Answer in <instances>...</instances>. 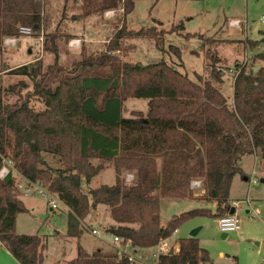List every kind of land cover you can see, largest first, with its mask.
Returning <instances> with one entry per match:
<instances>
[{"label": "trees", "instance_id": "1", "mask_svg": "<svg viewBox=\"0 0 264 264\" xmlns=\"http://www.w3.org/2000/svg\"><path fill=\"white\" fill-rule=\"evenodd\" d=\"M122 6L121 0H104L99 10ZM134 8L127 0L124 15ZM42 15L43 0H0V52L6 38L21 37L20 27L40 33ZM145 31H129L125 22L106 52L83 58L71 69L59 65L57 47L45 49L55 55L54 64L44 67L37 61L13 71L33 82L24 100L21 94L29 88L24 81L4 88L0 77V170L3 159H11L23 177L56 194L69 210V238L79 240L86 218L104 206L111 220L108 232L123 245L130 241L132 248H155L187 221L213 216L197 208L163 223L161 199L217 203L218 218L231 210L229 195L234 178L242 175L241 159L254 153L264 159V51L253 56L252 63L263 64L257 72L238 67L229 104L210 82H195L163 60L130 65L111 55L120 52L124 39ZM262 44L264 37L249 46L255 50ZM207 46L216 61L218 49L212 53ZM171 48L181 58V51ZM221 74L213 73L217 79ZM15 96L18 101L8 100ZM32 96L42 110L29 105ZM131 98L148 100L146 115L124 117ZM43 153L59 157L66 168H49ZM95 160L112 164L116 182L86 193L84 185L104 169ZM128 172L136 176L131 184L122 179ZM196 180H203L200 199L192 189ZM14 184L12 175L0 179V242L20 264H44V240L16 233L19 214L29 211ZM179 248L161 256L160 264H211L197 238L179 240ZM67 264L132 263L118 253L89 254L78 246L77 257Z\"/></svg>", "mask_w": 264, "mask_h": 264}, {"label": "rangeland", "instance_id": "2", "mask_svg": "<svg viewBox=\"0 0 264 264\" xmlns=\"http://www.w3.org/2000/svg\"><path fill=\"white\" fill-rule=\"evenodd\" d=\"M132 1L135 4L134 11L126 17L120 12L121 7L100 11L99 6L104 0H43L44 24L41 32L30 37H15L18 41L16 46L5 47L4 42L2 44L0 77L3 87L9 88L24 81L29 87L21 94L24 100L26 95L31 93L29 90L32 91L33 82L29 78L14 75L13 71L25 66L21 65L25 60L34 58L41 61L44 67L52 65L55 63V55L45 49L57 47L59 65L71 69L83 58L96 57L106 52L115 33L125 22L129 31L139 32L144 29L150 32L145 31L147 36L145 33L124 39L120 52L111 55L130 65H149L163 60L195 82L201 84L210 82L229 104L233 102V85L239 70L237 67H240L236 65L248 64L249 71L251 67L262 65L260 62L251 63L252 53L255 54L256 51L250 49L249 43L263 38L264 25L260 19L264 15V0ZM109 10H116V16L112 19L104 17ZM231 21H240L243 30L231 27ZM75 39L82 41L81 48L69 47L70 40ZM205 42L208 44L207 49L210 48L212 53L218 49L215 54L216 61L205 50ZM171 47L181 51V58ZM261 48L262 46H259L256 49ZM218 71H222L221 79L214 78L213 73ZM18 98L15 96L8 100L14 103ZM29 105L36 110L43 109V105L34 96L30 98ZM147 112V99L131 98L125 103V118L135 117L138 113L146 115ZM42 158L46 165L55 171L66 168L59 157L43 153ZM93 163L103 165L104 169L92 181L96 180L101 186L115 185L116 173L112 164L98 160ZM254 164V159L250 158L244 165L249 173L247 187H251L248 198L258 203L259 208H253L250 215L253 218L244 211L239 213L241 217L239 235L231 233L225 238L212 212V217H196L181 225L173 242L190 238L193 232L201 228L196 238L201 240V247L208 251L211 264H264V184L261 183L264 172L262 177L257 172L260 168ZM128 175L133 177L132 182L127 181ZM122 179L127 184L133 183V172L124 173ZM192 183L195 197L202 198L205 194L203 180ZM87 187L89 185L83 187L86 193L90 190ZM236 191V197L243 198L241 200L246 198L247 192L245 196H241V192ZM22 201L29 212L19 214L16 233L39 236L44 240L45 264L58 262L67 264L77 257L78 246L90 254L98 250L106 254L118 253L120 245L113 242L108 232L111 226L108 208L97 206L92 211L84 221V233L78 240L67 237L69 210L64 204L59 205L58 210L52 211L44 195L39 194L23 198ZM199 207L200 205L194 202L165 201L161 209V218L165 223L174 216ZM93 230L101 232V238L94 236ZM138 253L133 255L137 260L131 262L132 264L153 263L152 254L155 253V249L140 250ZM220 253L224 254L223 258ZM0 264L20 263L7 250L0 247Z\"/></svg>", "mask_w": 264, "mask_h": 264}, {"label": "built area", "instance_id": "3", "mask_svg": "<svg viewBox=\"0 0 264 264\" xmlns=\"http://www.w3.org/2000/svg\"><path fill=\"white\" fill-rule=\"evenodd\" d=\"M122 1V0H121ZM124 4L125 0H123V6L120 8V12L125 13L124 10ZM116 16V10H109L105 13V18L112 19ZM260 22L264 25V15L261 17ZM231 27H241L240 21H231L230 23ZM36 32L29 27H20L19 28V34L20 36H26L30 37L34 35ZM40 40H43L40 38ZM17 40L15 38H7L4 40L5 47H11L17 45ZM82 41L79 39L70 40L69 47L71 49H79L81 48ZM13 176L15 180L14 189L17 192L18 196L20 198H30L33 196L38 195H44L45 199L49 202V206L52 211L58 210L59 205L63 204L59 197L56 194L51 193L46 188H44L40 183H33L27 178L23 177L14 166V162L11 159L4 158L3 159V165L0 170V179L4 180L9 176ZM127 181L132 182L133 177L131 175H128ZM192 186L194 187V184L192 183ZM234 206L237 207V204L234 203ZM217 224L218 228L223 235H229L231 233H238L241 231V218L238 215L237 212L234 214L227 213L223 216H220L217 218ZM93 235L101 238V232L98 230H93ZM112 240L114 243L120 245L118 255L119 256H127L129 258L130 262H134L137 260L133 255L130 254L132 244L130 241H127L125 245H123L124 240L113 236ZM171 239L163 240L161 241L156 247H155V253L153 255V263L152 264H160V258L161 256L169 255L171 251H174V248L171 244ZM124 247V248H123ZM147 264V263H145Z\"/></svg>", "mask_w": 264, "mask_h": 264}, {"label": "crops", "instance_id": "4", "mask_svg": "<svg viewBox=\"0 0 264 264\" xmlns=\"http://www.w3.org/2000/svg\"><path fill=\"white\" fill-rule=\"evenodd\" d=\"M234 28H236V27H234ZM237 30H240V31H242L243 29H242V27H237L236 28ZM263 37H264V35H263ZM7 39V38H6ZM263 39V38H262ZM261 39V40H262ZM262 46V48H261V50H259V49H255V50H253V51H256V53L255 54H257V53H259V52H262V51H264V44H262L261 45ZM252 51V52H253ZM29 53H31V51H29ZM255 54H253L252 53V55L254 56ZM35 61H37L36 59L34 60V58H30V59H28V60H25L24 62H23V64H21V65H28V64H31V63H34ZM252 63V62H251ZM262 64V63H261ZM248 64H244V66H246V67H248L247 66ZM237 66H241V63H238L237 65H236V67ZM263 66V64L261 65V66H259V67H257V66H255V67H251V69L254 71V72H257L259 69H260V67H262ZM243 67V66H242ZM238 68V67H237ZM248 70V69H247ZM249 71V70H248ZM238 73H237V76H238V74H239V72H240V69L237 71ZM234 74V73H233ZM236 76V77H237ZM236 77H235V79H236ZM234 82H235V80H234ZM233 94H234V85H233ZM234 96V95H233ZM233 103V102H232ZM250 158H253L254 159V162H255V167L258 165V168H260L257 172L258 173H260V175L263 177V175H262V173L264 172V159L261 157V155L259 154V153H254V154H249V155H245L242 159H241V162H240V167H241V169H242V175H237L235 178H234V180H233V183H232V186H231V190H230V195H229V201H228V204H229V206L231 207V209H235V211L238 213V215H239V213L241 212V211H244L245 212V214H247V215H249V217H250V215H252L251 214V212L253 211V208H259V206H257V205H259L258 203H254V202H252V200H250V198H248L249 196V194H250V192H251V187L250 186H248L247 187V183H248V181H249V173L246 171V165H244L245 164V162H246V160L247 159H249L250 160ZM133 176H134V181H135V174L133 173ZM261 183L262 184H264V179H262L261 180ZM89 185V187H87V188H89L90 190H94L93 188H95V189H98V188H100L101 187V185H98L97 183H96V180L94 181H91V183H89V184H85L84 185V187L86 188V186H88ZM95 186V187H94ZM236 190H239L240 192H241V196L243 195V196H245L244 194L247 192V195L245 196L246 198L244 199V200H241V199H243V198H240V197H236ZM179 202V201H181V200H171V199H161V209H162V206H163V204H164V202ZM197 201V200H196ZM196 201H188V202H191V203H196L197 205H200V207L199 208H202V209H209L211 212H214V215H216V213H218V205H217V203H214V204H204V202L203 203H198V202H196ZM234 203H236L237 204V207H235L234 206ZM99 207V206H98ZM195 209H197V208H195ZM231 211V210H230ZM188 212V211H187ZM181 214H183V213H181ZM180 214V215H181ZM180 215H177V216H180ZM240 216V215H239ZM241 218V217H240ZM250 218H253V217H250ZM164 223V222H163ZM200 230H201V228L198 230V233H197V238H198V234H199V232H200ZM178 231L179 230H177L176 231V233L174 234V236H173V238L170 240L171 241V244H172V247L174 248V254L175 253H178L179 252V250H180V248H179V242H173L174 241V237L176 236V234H178ZM241 233V231L240 232H238V233H236V234H240ZM111 235V234H110ZM112 236V235H111ZM225 238L226 237H228L227 235H223ZM195 237V238H196ZM190 238H193L192 236H190ZM187 239H189V238H187ZM199 240V245H200V247H201V240L200 239H198ZM0 247L2 248V249H5V250H7L6 248H5V246L0 242ZM202 248V247H201ZM148 249H155V248H148ZM203 249V248H202ZM140 250H145V249H136V248H131V251H130V254L131 255H136V253H138ZM8 251V250H7ZM8 253H10L9 251H8ZM89 253V252H88ZM90 254V253H89ZM10 255L12 256V254L10 253ZM137 255H139V253L137 254ZM220 256L223 258L224 257V254L223 253H220ZM137 258V257H136ZM16 260V259H15ZM62 262V261H61ZM69 262V261H68ZM67 262V263H68ZM59 264H60V262H58ZM57 263V264H58ZM44 264H45V261H44ZM148 264V263H147Z\"/></svg>", "mask_w": 264, "mask_h": 264}, {"label": "water", "instance_id": "5", "mask_svg": "<svg viewBox=\"0 0 264 264\" xmlns=\"http://www.w3.org/2000/svg\"><path fill=\"white\" fill-rule=\"evenodd\" d=\"M235 212H236L235 209H231L230 214H234ZM197 233H198V230L195 231V232H193V233L191 234V236H192L193 238H195V237L197 236ZM170 254H171V255L174 254V251H171Z\"/></svg>", "mask_w": 264, "mask_h": 264}]
</instances>
